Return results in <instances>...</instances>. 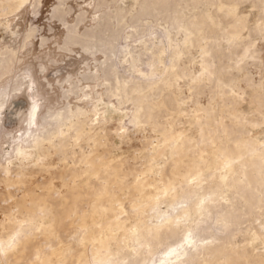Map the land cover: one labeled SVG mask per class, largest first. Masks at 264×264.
<instances>
[{
  "label": "bare ground",
  "instance_id": "6f19581e",
  "mask_svg": "<svg viewBox=\"0 0 264 264\" xmlns=\"http://www.w3.org/2000/svg\"><path fill=\"white\" fill-rule=\"evenodd\" d=\"M27 1H30L29 3L34 6L39 3V0H0V25L6 23V19L3 20L1 16L13 10L16 11ZM186 1L189 0H142L139 8L135 10L136 12L132 14L131 18L136 21L142 14H163L166 18L171 19V24L175 27L183 28L184 31L192 34L196 30L202 29L205 18L211 19L212 15L202 12L184 22L182 20V9ZM191 1L193 3L191 5L197 4L196 6H199L200 3L203 4L202 2L206 4L205 1H209L210 4L212 2L213 5L215 3V0ZM218 1L216 0V2ZM230 4L226 8L220 6L217 10L224 12L225 15L230 13V16H236L235 3L232 5V2H230ZM191 5L189 4V6ZM57 10L66 12L62 7H58ZM107 13L106 11L104 23L100 21V25L97 23L98 26L95 25L96 27H91L82 34L76 31L75 24L70 25L65 21L68 27L69 41L75 40L81 43L84 48L105 46L104 52L107 58L101 64V69L109 83L106 88L109 89L108 92L112 90L113 93L118 95L133 91L137 92L132 97L134 104H136L135 111L132 115L129 114L134 126H138L140 124L138 119L141 116L145 115V121H147L155 115L154 106L148 101L147 94L144 91L148 88L154 89L155 83L158 81L139 79V75L148 77L152 74L149 72L148 74L144 73L139 69L140 59L138 56L141 55L138 54L140 52L136 54L130 48L127 50L128 47L126 49V46L119 48L115 45V42L122 37V30L125 25L122 7H116L114 11ZM82 15L80 14L79 17H83ZM113 19L115 22L112 21ZM2 48V51H0V77L10 73L11 70L13 71L11 67L19 60L16 56L18 49H15L14 52L11 49H6V47H4L5 50ZM182 49L174 51L178 54L182 52ZM148 50L152 54L155 52L153 48ZM18 57L20 58L19 54ZM123 61L128 63V68H125L138 76L135 74L136 77L129 78L128 75L126 77L123 73L121 74L118 64ZM208 62L203 63V73L199 79H203L206 74L212 76L214 74L216 82H225V79L221 76L224 74L221 71L222 69L213 70ZM241 67L243 66L241 65ZM22 77L21 79L18 78L19 81L14 82L15 85L11 86L9 90L6 84L7 88L3 87L4 89L0 90V111L12 91L19 89L24 83L23 78H26V75ZM192 78L195 79L196 77ZM228 83L230 85V82ZM121 102L120 99L119 103ZM22 109L23 111L21 109L19 111L21 113L19 121L22 124L19 131L21 132L12 137V148L10 144L12 152H8L10 156L4 157L3 160L0 157V181L5 182L6 186L23 184L26 183L29 175L38 171H47L52 176L44 182L43 187H45V190L43 192L37 193L34 190L35 188L27 187L22 198L19 196L20 199L3 206L7 215L0 233V264H12V258L18 259L25 251L28 253L27 250L30 247H33V250L34 247L38 249L39 260L37 259L32 263L28 261L29 264H66L67 260L72 259V255H74L77 248L74 249L70 241L64 240L59 231L62 230L61 225L64 221L71 220L69 226L72 225L71 223H75L72 218L75 216L72 212L77 215V218L78 216L81 217V214L78 215L77 212L80 209L78 207H81L80 203H83L84 200H86L85 203H89H86V205H90V209L85 215L82 210L81 221L78 218L80 224L77 225H81L83 229L85 228L80 238L81 246H79L81 249H77L80 251L77 252L78 256H75L78 259V264H216L214 261L221 254L223 255L220 257L225 254V258L220 260L218 264H248L247 246H243L241 250L233 248V237L242 216L252 214L255 206L262 207L264 205V139H258L247 134V132H250L248 124L257 125L255 119L246 117L238 109L224 106L223 109L229 112V116L237 127L229 130L220 121L221 131L226 132V135L222 136L218 133V126L212 122L216 119L214 108H206L203 115H198L196 118V127L202 132L199 141H194L190 136L182 133H170L165 136L164 140H173L172 144L174 145L172 148L174 149L169 154L172 153V159L175 163L167 177L163 178L162 176L160 178L162 183L159 184L155 180L142 178L139 174L135 175L131 182L126 181V175L124 177L119 173L117 163L112 164L107 157L97 153V147L105 136L109 121V117L106 115V107L64 106L53 109L54 111L50 109V112L43 111L41 114L38 112L37 114L40 116L37 119L39 120L35 122L36 126H33L29 132L26 130L27 123L31 124L36 111L34 108H31L32 110L28 107L24 109V106ZM113 109L117 108L114 107ZM241 117L243 120L237 121ZM262 120L264 122V118ZM4 122L0 124L1 129L5 126ZM8 131L10 132V129ZM118 132L121 131L118 130ZM123 133L121 132L120 136H123ZM6 134L8 132L4 133L5 137ZM86 146H90L91 149L88 151ZM208 149H211L215 155L213 157L215 165L212 171L210 169L209 174H204L205 172H202L210 166L208 156L204 154ZM95 153L97 154L95 155ZM53 154L58 155V160L61 159L64 163L63 166L52 167ZM72 154H79L74 160L83 164L80 169L72 167ZM185 157H189V159L186 164H181ZM154 166L149 165V167ZM54 176L63 180L64 185L67 187L65 192L56 189ZM83 176L85 178L81 180ZM184 182H186V185H183ZM130 185L134 188H131L133 191H137L146 198L144 200L148 204L157 205L167 201L166 209L152 213V216L148 218H146V215L144 218H141V216L134 219L137 213L146 210L147 205L141 206L137 210L134 209L135 211L127 212L118 190L127 189V186L130 187ZM147 186H153V188ZM225 187H229L230 194H225L228 189ZM131 189L127 190L132 193ZM1 195L4 199L2 202H6L8 197L14 196V192L8 191V197H5L4 193H1ZM239 201H242L243 206L246 207L245 210L238 206ZM136 204L139 206L140 202ZM152 204L151 207L154 206ZM132 206L131 209L136 207L135 202ZM150 211L152 210L150 209ZM15 216L19 218L20 225L14 229L10 221ZM132 217V223L128 224ZM39 234L44 241L57 239L58 242L52 245L49 250H45L37 238ZM255 235V232H253L254 237ZM35 239H38V242ZM77 239L79 242L78 236ZM48 240L47 242H49ZM52 243L53 241L49 244ZM160 244L164 246L160 248ZM255 245L257 244L255 243ZM249 246L252 247V245ZM125 247L128 248L126 254L123 252ZM30 249L29 252L32 251ZM72 249H74L73 252ZM259 253H261L260 256L257 259L252 257L254 260H250L249 264H264V251Z\"/></svg>",
  "mask_w": 264,
  "mask_h": 264
},
{
  "label": "rangeland",
  "instance_id": "374dc122",
  "mask_svg": "<svg viewBox=\"0 0 264 264\" xmlns=\"http://www.w3.org/2000/svg\"><path fill=\"white\" fill-rule=\"evenodd\" d=\"M141 1L142 0H39V3L35 6L30 4V1H27L26 4L24 3L16 11L13 10L1 16L3 20L6 19L5 25H7L5 26L3 23L0 25V51H2V47L11 49L14 52L15 49H18L16 56L19 60L11 67L13 71L11 70L8 74L6 73V75H4L5 77H0V90H3V87H8L7 89L9 90L11 86L19 81L18 78L21 79L23 74L26 75V78L24 77L25 75L23 76L24 78L22 77L24 83H22L19 89L12 91L0 111V124L5 121V126L2 129L0 128V154H7L6 156L0 155L2 160L5 159L4 157H9V153L12 152L10 149L12 148L11 142L13 141V135L21 132L19 131L22 127L19 121V115L21 116L19 111L20 109L23 111V106L24 109L27 107L28 109L34 108L36 111L32 117L31 124L27 123L26 130L28 132L33 126H36L35 122L39 120L37 118L40 116L37 114L38 112L39 114L43 111L50 112L51 110L54 111L64 106H85L88 108H93L94 106H99L100 108L106 107V115L109 117V121L107 123V129L105 130V136L97 147V153L107 157L108 161L112 164L117 163L119 173L124 177L126 175L125 180L129 182L135 178V175L137 176V174H139L142 178H149L161 184L162 180L160 178L162 176L166 178L170 173L171 167L175 163L172 159V153L169 154L170 151L174 149L172 148L174 145L172 144L173 140H164L165 136L170 133H182L190 136L194 141H199L202 132L196 127V118L198 115H203L206 108H214L216 119L212 120V122H214V125L218 126V133L222 136H225L226 132L221 131V122L226 125L229 130H233L237 127L229 116V112L223 109L224 106H230V108L238 109L239 112L246 115V117L257 121V125L255 126L250 124L247 125L250 130V132H247L248 135L255 136L258 139H264V122L262 120L264 118V1L219 0L221 2L219 4V1L217 0L218 2H216L215 0L214 2L219 5H216L214 2L213 5L212 2L210 4L209 1H205L206 4L202 2L203 4L200 3L198 4L199 6H196L197 4L191 5V0L188 2L186 1L187 4L190 2L189 4L191 6L186 3L183 4L182 20L184 22L188 18H192L202 12L212 15L211 19L205 18L202 29L196 30V32L192 34L184 31L183 28L175 27V25L171 24V19L166 18L163 14H142V16H139V20H132L131 16L136 12L135 10L139 8ZM230 2H232V5L235 3L236 16H230V13H226L225 15L224 12L217 10L220 6H224L225 8L228 7ZM225 3H228V5ZM119 6L123 9L125 25L122 30V37L115 42V45L119 48L121 46H126V49L128 47L127 50L130 48V50L136 54L140 52L138 55L141 56L137 55L140 59L139 69L144 73L148 74L149 72L152 74L148 77L139 75V79H143L144 81L148 79L153 82H156V80L158 81L155 83L154 89L151 90L148 88L144 91V93L147 94L148 101L154 106L155 115L147 121H145V115L141 116V118L138 119L140 121L138 126H134V123L130 120V116L136 108V104H134V99L132 97L137 92L133 91L118 95L113 93L112 90L108 92L109 89L106 88L109 83L105 79V74L101 69V64L105 62L107 58L104 52L105 46L84 48L81 43L75 40L70 42L68 37L69 32L67 23L70 25L75 24L76 31L82 34L91 27H96L95 25H97V23H99L98 25H100L101 22L104 23L106 11L108 13L112 12ZM58 7H62L66 12H59L57 10ZM80 14H83L82 16L84 18H80ZM103 19L104 21H102ZM115 20L113 19L112 21L115 22ZM65 21L67 23H65ZM30 33L31 35H29ZM190 38L191 40L193 39V41H191ZM211 45L213 46L209 51ZM149 48L155 50L154 54L148 50ZM181 49L182 52L178 54L175 52ZM204 50H207L206 53ZM120 56L119 53V57ZM207 61L210 62H208V64L213 70H217V68H220L218 70L222 69L221 71L224 74L221 76L225 79V82H216L214 74L213 76L211 74H206L203 79H199L203 73V63H207ZM241 65L243 67H241ZM127 66L128 63H126V61L118 64L121 74L123 73L126 77L128 75L129 78L136 77V73L127 69ZM192 77L196 78L194 79ZM228 82H230L231 86ZM5 84L8 86L6 87ZM120 99L122 100L121 103H119ZM156 106L158 107L156 108ZM114 107L117 109H113ZM107 108H109L110 111ZM221 108L223 109L222 111L220 110ZM241 118H238L237 121L243 120V118ZM9 129L10 132L8 131ZM118 130L124 132L123 136H120L121 132H118ZM3 132H8L6 137ZM10 133L12 136L9 135ZM4 139L5 142L7 141L6 143ZM1 143L2 145L4 143V145L2 146ZM86 149L89 151L91 147L86 146ZM205 152L204 154L208 156L210 161V166L206 167V170L202 173L205 172L204 174H209L215 165L213 162V157L215 155L211 149ZM97 153H95V155ZM76 156H79V154H72V167L80 169L83 164L75 162L74 159ZM58 158L57 154L52 155L53 168L63 166V161L61 159L58 160ZM188 159L189 157H185V160L181 161V164H186ZM149 165L155 166L149 167ZM143 170L144 175L142 176ZM51 176L52 175L47 171H38L29 175L26 183L23 184L6 186L5 182L0 181V233L7 215L3 206H7L14 200L22 198L27 187L35 188L34 190L37 193L43 192L45 190V187H43L44 182ZM84 178L85 176L81 177V180ZM53 180L57 190L62 192L66 191L67 187L64 185L61 178L55 177ZM204 183H206V181H204ZM184 184L186 185V182H184L183 185ZM127 187V189L133 188L131 185ZM147 187L153 188V186ZM225 188H228V192L226 191L227 193L225 192V194H230L231 191L229 187ZM127 189H120L121 191L118 190V192L128 213L137 210V208L141 206L147 205L146 210L144 209L145 212L143 211L144 214L143 212H139L137 213L138 217L135 215L134 219H138L141 216V218H144L146 215V218H148L152 216V213L154 214L157 211L166 209L167 201L157 205L152 203L148 204L147 201L144 200L146 198H144L143 195L141 196L137 191H133L134 188L131 189L132 193ZM10 190L14 192V198L8 197V191ZM1 193H4L5 197L9 198L6 199V202H2L4 199ZM85 201L86 200L80 203L81 207H78V209H80L77 214H81V217L83 213L84 215L85 213L87 214L90 209V205H86V203H89H85ZM134 202L136 207L131 209V206H134ZM139 202L140 204L138 206L136 203ZM151 204L154 206L151 207ZM238 206L243 210L246 209L242 201L238 202ZM150 209L152 211H150ZM263 209L264 205H262V207L255 206L252 214H244L237 224V230L233 237V248L235 247L237 250H241L243 246H247L248 255L250 257V259L248 257L247 260L248 264L250 260H254L253 258L257 259L260 256L261 253L259 252L264 251ZM72 213L73 216H75L72 217L75 223H71L72 225L69 226L71 220L64 221L62 223L63 225H61L62 230L59 232H61V237H64V240L67 242L70 241L73 244L72 247L74 249H81L80 238L85 228L83 229L81 225H77L78 223L80 224L81 217L78 216L79 221L76 217L77 215H74V212ZM124 214L126 215L127 213L125 212ZM17 218L18 217L15 216L11 219L12 221H10L14 229L20 225L19 218ZM132 220L133 217L128 221V224H131ZM64 226L67 227L65 228ZM253 232L256 234L255 237L253 236ZM77 236L80 240L79 242ZM37 238L45 250H49L52 245L58 242L57 239H47L49 241L47 242L45 238L46 241H44L40 234ZM253 238H256V241ZM38 239L35 240L38 242ZM51 241H53V243L49 244ZM76 241L79 244L75 243ZM255 243L257 245H255ZM249 245H252V247ZM159 246L161 248L164 245L161 246L160 244ZM29 249L27 250L28 253L25 251L20 255V257L22 256V260L20 257L18 259L12 258L13 260H11V263L29 264L28 261H30V263L37 261L39 258V254L37 253L38 249L34 247L33 250L32 247L30 249L32 253L29 252ZM74 249H72V252ZM77 249H75L72 259L67 260L68 262L66 261V264H78V259L75 256H78L77 254L80 250ZM127 250L128 248L125 247L123 252L125 253ZM89 253L91 254V252ZM254 254L259 255L255 256ZM220 256L214 263L218 264L220 260H224L225 254L222 257ZM26 257L30 260H27Z\"/></svg>",
  "mask_w": 264,
  "mask_h": 264
}]
</instances>
